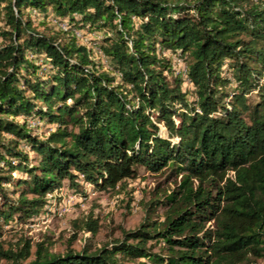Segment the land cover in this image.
I'll list each match as a JSON object with an SVG mask.
<instances>
[{
  "label": "trees",
  "instance_id": "obj_1",
  "mask_svg": "<svg viewBox=\"0 0 264 264\" xmlns=\"http://www.w3.org/2000/svg\"><path fill=\"white\" fill-rule=\"evenodd\" d=\"M0 19V259H264V0H0ZM75 30L101 35L97 47ZM170 166L179 182L121 237L94 247L90 212L63 254L49 236L5 247L4 226L46 211L65 180L115 190ZM79 231L91 237L77 250Z\"/></svg>",
  "mask_w": 264,
  "mask_h": 264
},
{
  "label": "rangeland",
  "instance_id": "obj_2",
  "mask_svg": "<svg viewBox=\"0 0 264 264\" xmlns=\"http://www.w3.org/2000/svg\"><path fill=\"white\" fill-rule=\"evenodd\" d=\"M40 19L37 20V23L41 26ZM51 24L57 27L54 22ZM3 26L4 23L0 19V28ZM100 36L91 33L83 34L81 41L89 46L97 47ZM2 41L3 39L0 36V45ZM98 54L107 63L106 58L100 52ZM162 134L166 135L165 128H163ZM170 168L171 166L162 171L154 172L145 167H140L136 177L128 179L126 185L120 188L117 187L115 190H98L92 187L85 191L86 189L82 185L79 190L75 191L69 186V181L65 180L62 185L63 195L62 197L57 196L58 201L69 197V194L73 191L76 193L81 192L84 196H82L83 201L75 203L72 210L63 216H60L58 212L46 210L32 220H15L6 224L2 236V240H6L5 247H8L10 243H15L16 239L22 235L32 238L34 242L49 236L53 241L52 251L63 254L69 245L72 234L78 231L74 221L86 217L90 212L99 217L101 225L99 233L92 238L91 243L94 247H99L114 238L121 237L123 230L134 229L144 221L147 211L151 210L146 206L151 199H159L162 197L161 193L165 190H171L176 182H179L181 176L171 175ZM161 203H159L161 206L158 205L157 211L152 214V219L156 221L164 220V212L167 206ZM212 223L210 222L208 225ZM86 237H91V233L79 231L78 239L72 247L80 250ZM258 263L264 264V259H260ZM0 264L14 263L6 259H0ZM23 264H28V261L23 262Z\"/></svg>",
  "mask_w": 264,
  "mask_h": 264
},
{
  "label": "built area",
  "instance_id": "obj_3",
  "mask_svg": "<svg viewBox=\"0 0 264 264\" xmlns=\"http://www.w3.org/2000/svg\"><path fill=\"white\" fill-rule=\"evenodd\" d=\"M58 26L64 30H68V24L66 22H57ZM76 35L80 38L83 39V32L79 30H75ZM177 63L182 66L183 70L186 72L187 68L183 64V61L181 59H177ZM84 177L82 176V179L80 180V183L84 185V188L87 191L89 188L94 187L91 182H85ZM63 187H59L55 189L53 192L48 193L47 198H48V204H47V210L53 211V212H58L60 216H63L64 214L70 212L73 208V205L77 202H82L83 201V195L82 193H76L72 192L69 194V197L64 198L62 201H58V197H62L63 195ZM58 196V197H57ZM83 196V197H82Z\"/></svg>",
  "mask_w": 264,
  "mask_h": 264
}]
</instances>
